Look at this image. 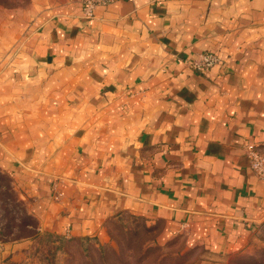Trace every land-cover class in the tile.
<instances>
[{
    "label": "crops",
    "instance_id": "crops-1",
    "mask_svg": "<svg viewBox=\"0 0 264 264\" xmlns=\"http://www.w3.org/2000/svg\"><path fill=\"white\" fill-rule=\"evenodd\" d=\"M93 1L0 13V171L37 222L0 264L100 253L125 216L225 264L264 221V0Z\"/></svg>",
    "mask_w": 264,
    "mask_h": 264
},
{
    "label": "rangeland",
    "instance_id": "rangeland-1",
    "mask_svg": "<svg viewBox=\"0 0 264 264\" xmlns=\"http://www.w3.org/2000/svg\"><path fill=\"white\" fill-rule=\"evenodd\" d=\"M70 1L74 0H0V13L31 5L40 8L52 5L54 2ZM81 1L85 4L93 0ZM25 214L29 215L25 202L14 190L10 177L0 171V228L5 233L2 239L9 241L14 235H20L19 228ZM123 221L109 226L110 239L100 249V253L82 256L73 246H69L68 252L72 256L62 258L65 250L61 241L57 245H52L43 240L39 241L40 244L37 246L36 254L39 261L36 262L41 264H196L202 260L199 257L201 251L188 249L181 239L160 240L159 227L147 226L140 218L132 216L123 217ZM28 231L31 232L30 229ZM29 263L33 264V262ZM225 264H264V221L245 247L225 257Z\"/></svg>",
    "mask_w": 264,
    "mask_h": 264
},
{
    "label": "built area",
    "instance_id": "built-area-1",
    "mask_svg": "<svg viewBox=\"0 0 264 264\" xmlns=\"http://www.w3.org/2000/svg\"><path fill=\"white\" fill-rule=\"evenodd\" d=\"M96 1H87L85 12L90 15ZM218 58L213 53L204 52L199 54L193 61H188L186 64L197 73H207L216 63ZM246 156L249 161V166L254 175L259 179H264V153L253 146L246 149Z\"/></svg>",
    "mask_w": 264,
    "mask_h": 264
},
{
    "label": "trees",
    "instance_id": "trees-1",
    "mask_svg": "<svg viewBox=\"0 0 264 264\" xmlns=\"http://www.w3.org/2000/svg\"><path fill=\"white\" fill-rule=\"evenodd\" d=\"M29 229L31 230L32 233L30 231H28ZM19 230L21 231L20 235H14L13 238H11L9 241H7L6 239H2L5 235V233L0 228V243L17 241V240L33 237L37 232L36 220L32 216L25 214V218L22 221V223L20 224ZM9 234L11 235L12 232H10Z\"/></svg>",
    "mask_w": 264,
    "mask_h": 264
}]
</instances>
